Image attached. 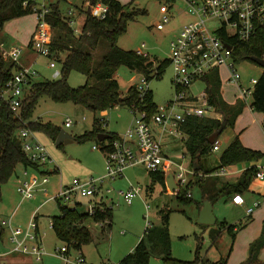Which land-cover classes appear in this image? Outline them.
<instances>
[{"label": "rangeland", "instance_id": "1", "mask_svg": "<svg viewBox=\"0 0 264 264\" xmlns=\"http://www.w3.org/2000/svg\"><path fill=\"white\" fill-rule=\"evenodd\" d=\"M43 1L45 0H38L39 3ZM46 1L49 5L59 2V0ZM119 1L123 4H131V7L146 10L145 13L139 14L129 22L127 32L119 39V45L125 49H143L158 61L169 57L171 41L179 33L182 26L192 19L187 13L185 2L175 0L171 11V20L165 25V28L158 29L156 24L162 16L160 7L167 0ZM83 3L84 0H61L60 8L64 14H67L70 8H76ZM211 24L218 27L220 20L215 19L211 21ZM36 25L37 15L34 12L7 20L2 27L0 26V47L23 46L26 48L25 51L30 49L29 40ZM107 48V41H102L95 51L97 60ZM33 53V58L36 59L33 65L40 73L37 80L53 78L54 69L49 66V58L34 51ZM60 55L64 57L65 53ZM235 66L241 74V82L245 86L251 84L252 78H260L264 70L262 65L251 60L236 62ZM222 71L226 75L224 68ZM116 76L124 95L132 84L138 83L142 79L141 72L132 70L126 65L118 68ZM173 78L174 70L172 65L168 63L161 77H153L148 82L156 104H164L174 98L176 88ZM88 81L92 82V79L89 80L85 74L78 71H73L69 76V83L74 87L83 85ZM204 85L205 82L197 81L191 90H201ZM222 87L224 97L234 101V105L243 106V110L235 124L228 126L219 135L220 149L211 150L203 155L201 158L203 168L213 169L219 165L220 155L229 142L233 140L232 136L240 129H244L243 143H253L264 148V113L251 108L250 98L249 103L241 100L238 88L234 84H229L223 79ZM95 117L104 118L103 127L107 131L123 135L134 120V112L128 105L119 104L108 109L105 115L98 113L95 116L92 110L81 104L71 101H55L44 96L39 100L33 115L34 119L52 122L73 136L93 128ZM68 119L73 122L70 126L66 125ZM35 133L37 138L47 147L54 161L52 165H49V168L56 167V170L50 174V182L47 185L48 194L39 191L34 197L22 200L21 194L17 191L18 177L14 175L2 187L0 220L9 218L15 211L13 223L24 230L27 229L32 219L35 220L48 254L44 255L41 261H37L35 257L29 255L10 253L4 257L8 264H59V259L54 255V252L56 247L62 245V240L57 237L51 226V221L53 216L61 214V209L56 199L43 205L40 204L51 195H55L61 184L69 185L74 178L88 179L106 173V156L102 149L94 148V145L99 144L96 139L74 140L58 145L47 133L42 131H35ZM169 139L167 142H172ZM175 142V144L169 143V146L163 142L167 155L172 156L187 152L183 141L177 140ZM263 158L264 156L261 159ZM184 162L185 164H192L188 153H186ZM243 163L235 164L234 168L243 166ZM200 170H198L199 174L203 173L206 174V177H215L212 172L207 173L206 169ZM187 178L189 183L195 180V176L190 173L187 174ZM150 182L149 171L143 164L128 167L125 170V176L105 180L101 193L107 188H112V192L104 197L112 206L111 225H107L106 229L103 230L100 224L87 221V225L92 231L93 240L85 244L83 250L90 264L120 263L122 258L133 250L135 244L143 236L149 222L159 226L163 225V218L159 213L162 208L165 209L164 214L168 215L172 253L175 258L192 262L191 264L199 263L195 262L197 256L201 260L218 261L219 264H264V244L260 249L258 260L253 263L249 262L251 244L259 239L264 242V206L259 208L257 216L254 214L252 217H245V210L242 206L232 204L226 196H223L213 203V212L217 221L212 224L200 223L198 217L204 203L200 184L194 181L189 186L192 199L184 201L177 194L180 188L172 191L166 186L167 191H165L160 183H156L154 190L147 193L146 188ZM131 183L142 186V195L134 198L133 202L129 204L118 195V190L129 188ZM186 187L187 185L184 188ZM89 200V197L79 196V201L85 205L84 209H87ZM63 203L67 204L68 202ZM233 224L240 227L232 232L229 231L228 226ZM4 228L6 232L3 240L0 237V252L11 249V243L8 239L9 229L7 226ZM150 264L172 263H167L154 256L151 258Z\"/></svg>", "mask_w": 264, "mask_h": 264}, {"label": "built area", "instance_id": "2", "mask_svg": "<svg viewBox=\"0 0 264 264\" xmlns=\"http://www.w3.org/2000/svg\"><path fill=\"white\" fill-rule=\"evenodd\" d=\"M174 1L167 0L161 5L162 16L156 24L158 29L165 28V25L171 20ZM183 1L188 10L187 13L192 19L182 26L170 43L171 52L168 59L174 70L173 82L176 88L174 98L164 104H156L153 113H149L139 106H134L132 108L134 120L129 128L123 135L107 142V149L104 150L106 173L88 179L74 178L71 184L61 186L57 193L48 197L44 203L56 199L59 204L68 202L66 205L77 207L80 204L83 205L79 201V196L89 197L90 200L85 211L93 216L98 209L105 210L107 206L112 207L106 203L105 193H101L105 180L125 176V170L137 164H143L148 171L163 170L166 176L173 173L178 188L189 183L188 173L194 176H206V174H199L198 171L190 169L168 156L163 150V137L165 135L186 137L181 129V124L190 117L221 118L222 114L208 103V85L204 80L214 70H218L223 78L221 70L224 67L227 68L226 81L238 88L241 100L249 103L250 98L252 102L258 78H252L249 86L242 84L241 74L235 66L236 61L233 55L235 43L232 39L235 37L238 40L248 41L256 34L259 27L264 25V0ZM110 2L111 0H97L95 2L85 0L82 7L93 17L104 19L109 14ZM24 4L27 5L28 1H25ZM78 11L77 7H73L65 14L68 16L70 25L75 28L77 27ZM33 12L37 15V25L30 48L39 55L49 58V66L54 69L52 77L59 78L61 65L58 52L53 51L51 47L53 34L47 21L51 7L46 0L42 3L35 0ZM215 19L220 20L218 27L211 24V21ZM25 49L23 46L0 47L3 58L12 60L19 65V69L0 88V123L2 121L1 112L6 106L19 116L24 98L40 74L33 63L29 65L22 63ZM137 51L155 61V69L152 72L155 75L157 73L156 59L143 49ZM141 74V81L135 85L140 97H144L151 90L148 84L150 79L147 74ZM197 81L205 82L204 87L198 91L191 90ZM249 104L251 105V103ZM24 123L27 122L24 121ZM72 123L71 119L66 121L67 126L72 125ZM155 127L158 128L159 135ZM18 135L27 158L35 163L37 168L25 167L23 169L22 176H18L17 179V191L21 194L22 200L34 197L39 191L48 194L47 185L50 182V173L46 167L52 165L54 161L47 147L37 138L35 131L28 126L20 129ZM94 148L102 149V146L98 144L94 145ZM213 149H219V144L215 143ZM185 157L186 153H183L182 158ZM175 165L177 170L173 171ZM254 167L255 179L264 181V161L257 163ZM224 172L225 168H222L215 171L214 174ZM107 192H112V189L107 188ZM118 194L130 204L134 198L142 195V187L130 184L127 190H118ZM188 196H192L191 191L188 192ZM232 200L237 205H244L246 202L242 193H235ZM263 204L264 196L247 208V214L251 215L256 208ZM93 222L100 224L102 229H106L108 219L94 220ZM1 224L9 229L8 239L11 243V249L7 252H0V264H8L4 257L10 253L29 255L35 257L37 261H41L43 256L48 254L35 220L32 219L25 230L20 226H15L12 217L2 219ZM52 225L53 220L51 221ZM151 225L149 222L147 227ZM54 255L58 257L59 264H90L83 248L75 247L66 241H62V245L55 248Z\"/></svg>", "mask_w": 264, "mask_h": 264}, {"label": "trees", "instance_id": "3", "mask_svg": "<svg viewBox=\"0 0 264 264\" xmlns=\"http://www.w3.org/2000/svg\"><path fill=\"white\" fill-rule=\"evenodd\" d=\"M28 1L25 5L24 2ZM60 1L51 3V12L47 16V21L53 30L51 47L58 52L61 65V76L59 78H49L36 80L26 94L19 116L11 111L7 106L1 112L2 121L0 123V203L2 201V187L14 175H17L18 167H35L37 165L27 158L23 150L22 141L18 131L25 126L34 131L47 133L53 140H56L61 127L52 123L34 119V111L39 100L46 96L55 101H71L81 104L92 110L95 116L118 104H126L131 109L139 106L153 113L156 108L154 95L150 90L144 97L135 84H132L124 95L120 88V82L116 77L118 68L126 65L132 70L145 73L151 80L153 77H161L168 66L169 59L157 61V73L155 61L138 53L134 49H125L119 45V39L127 30L129 22L139 14L146 12L145 9L131 7V4H123L119 0H111L110 11L106 18L97 19L83 10L82 5L78 6L77 27L69 23L61 8ZM85 1V0H84ZM93 2L97 0H91ZM35 0H0V26L7 20L15 17L33 13ZM79 24V25H78ZM235 43L234 59L236 62L250 60L251 56L264 58V25L260 26L256 34L248 41L232 39ZM102 41H107L108 48L103 52L99 60L96 59L95 51ZM32 41L30 42V45ZM65 53L61 57L60 54ZM252 61V60H251ZM19 69V65L3 58L0 51V88L11 78L13 73ZM73 71L85 74L89 80L83 85L74 87L69 83V76ZM207 89L209 91L208 103L215 107L216 111L223 115L217 117H190L181 124V129L186 136V150L191 157L192 164L196 169H200L201 158L210 152L215 142H210L209 137L218 131L220 134L230 125H234L237 117L242 112L243 106L230 104L223 95L222 79L218 70L212 71L205 77ZM122 98V100H121ZM251 107L264 113V70L256 84ZM102 120V121H101ZM26 121L27 123H24ZM104 118L95 117L93 128L75 136V140L96 139L102 146V151L107 149V142L118 138L120 135L107 131L103 127ZM107 132L108 139L100 141L98 134ZM264 156L261 150L247 147L243 144L238 135L228 144L220 156V165L214 169L207 170L213 172L221 167H229L241 162L258 161ZM255 167L246 169L241 179L235 184H218V177L203 176L195 177V183L200 184L203 197L214 203L220 197L235 193H242L246 190L254 179ZM151 182L148 186L150 191L154 190L155 184L160 183L166 189V174L163 170L149 171ZM181 187L177 194L184 201H189L192 196H188L189 186L194 182ZM107 206L106 203H104ZM61 214L53 216V225L57 237L75 247L82 248L85 244L93 240V235L87 221L108 219L107 225H111L112 208L107 206L105 210L98 209L95 215L90 216L80 204L72 207L66 204H59ZM164 208L159 210L163 218V225L152 224L147 227L139 242L133 250L125 255L121 264H150L152 257H158L167 263L191 264L192 262L175 258L172 253L171 237L168 227V215L164 214ZM242 225V224H240ZM0 237L4 236L1 224ZM237 224L229 225V231H234ZM105 230V229H103ZM264 242L261 239L255 241L250 247L249 262L258 260L259 252ZM198 264H219L218 261L204 260L197 256Z\"/></svg>", "mask_w": 264, "mask_h": 264}, {"label": "crops", "instance_id": "4", "mask_svg": "<svg viewBox=\"0 0 264 264\" xmlns=\"http://www.w3.org/2000/svg\"><path fill=\"white\" fill-rule=\"evenodd\" d=\"M36 29V28H35ZM34 31L35 30H33L32 32H31V37H30V40H29V43L32 41V37H33V34H34ZM30 48V47H29ZM31 49V48H30ZM27 49L26 51H24V54H23V57H22V63H24V64H27V65H29V64H34L35 63V61H36V59L35 58H33V49ZM223 69V68H222ZM224 70L226 71V74H227V68H225L224 67ZM221 73H222V75H223V78L221 77V79H222V82H223V79H225V81H226V75H224L223 74V71L221 70ZM117 75V74H116ZM117 77V76H116ZM227 83H229L228 81H226ZM229 84H231V83H229ZM235 95V94H234ZM236 97H237V95H236ZM230 104H234V101H231V100H228L227 98H225ZM119 105V104H118ZM117 106V105H116ZM130 108V107H129ZM252 108V107H251ZM108 112V110H104L101 114L102 115H105L106 113ZM239 116H240V114H239ZM239 116L237 117V119L239 118ZM237 119H236V121H237ZM263 125H264V119H263ZM262 125V126H263ZM155 130H156V132H157V134L159 135V131H158V128L157 127H155ZM239 130V129H238ZM244 134V129H240L239 130V132H236L232 137L234 138V136H236V135H238L239 137H240V139L241 140H243L242 139V135ZM169 136V137H168ZM219 137V136H218ZM169 138H172V139H169ZM180 138V139H179ZM168 139L170 140V141H172V142H167L168 141ZM177 140H180V141H183V144L185 145V147H186V137H181V136H175V135H165L164 137H163V142H165V144H167V146H169V143H171V144H175L176 142L175 141H177ZM162 142V143H163ZM216 143H218L219 145H220V141H218V138L216 139ZM230 143V142H229ZM165 144H163V150H164V152L166 151L165 150V148H164V146H165ZM245 146H247V147H250V148H253V149H257V150H261L262 152H264V148H262L261 146H258V145H256V144H253V143H248V142H244L243 143ZM219 149H220V146H219ZM219 149H217V150H219ZM212 150H214L213 148H212ZM183 153H185V152H182V153H179V154H173L172 156H170L172 159H174L176 162H178V163H183L185 166H187L188 168H190V169H194V170H196V171H198V169H196V167H194V165L193 164H191V165H189V164H185V162H184V159L182 158V154ZM187 153V152H186ZM167 154V153H166ZM168 156H169V154H168ZM221 156V155H220ZM219 159H220V157H219ZM261 161H264V158L263 159H260V160H258V161H247V162H244L242 165L243 166H241V167H239V168H234V165L233 166H229V167H221V168H219V169H217V170H215V171H219V170H221L222 168H225V172L224 173H219V174H214V172L215 171H213L212 173L214 174L213 176H215V177H218L219 178V182H218V184L219 185H221V184H235V183H237L240 179H241V177H242V175H243V173H244V171L246 170V169H248V168H250L251 166H255L257 163H259V162H261ZM199 165H202V167L200 166V169H206V170H211L210 168H203L204 166H203V164H202V161H201V164L199 163ZM219 165H220V163H219ZM218 165V166H219ZM135 166V165H134ZM218 166H216V167H218ZM216 167H214V168H216ZM25 167L23 166V165H21V166H19L18 167V171H17V175H16V177H18V176H22V172H23V169H24ZM213 168V169H214ZM46 169L47 170H49V173L51 174L52 172H54L55 170H56V167H54V168H49V165L46 167ZM199 169V171H201ZM177 170V166L175 165V166H173V171H176ZM196 177V176H195ZM132 184V183H131ZM150 184V183H149ZM149 184H148V186H149ZM61 186H63L62 184L60 185V188H61ZM141 186V185H140ZM148 186H147V188H146V192L148 193V192H151L149 189H148ZM166 186H167V184H166ZM142 187V186H141ZM168 187V186H167ZM112 189V188H111ZM128 189V188H127ZM127 189H120V190H127ZM105 191H106V189H105ZM103 192V193H105V196H108V194L109 193H111V192ZM242 194H243V196L245 197V199H246V202H245V204L244 205H237V204H235V203H233V200H232V197H233V195H230L229 197H228V200L229 201H231V203L232 204H234V205H237V206H242L243 208H244V210H245V217H252V216H254V214H256V216H257V214L259 213V208L261 207H258V208H256L255 209V211L251 214V215H248L247 214V212H246V210H247V208L249 207V206H252L253 204H254V202L256 201V200H258V199H261L263 196H264V181H260V180H257V179H255V177H254V179L251 181V183H250V185H249V187L246 189V190H244V192H242ZM119 195V194H118ZM119 196H121V195H119ZM121 198L123 199V197L121 196ZM105 199V198H104ZM106 201V200H105ZM106 203L107 204H110V202L109 201H106ZM44 204V201H43V203H41L40 205H43ZM262 206H264V204L262 205ZM112 208V207H111ZM14 215H15V211L14 212H12V214L9 216V217H12V220H13V218H14ZM243 222V221H242ZM242 222H240V224H242ZM240 227V226H239ZM239 227L238 226H236V229L235 230H238L239 229ZM2 229V228H1ZM3 230H4V233L6 232V229L3 227ZM0 232H1V230H0ZM141 239V238H140ZM1 240H3V237L1 238ZM139 242V241H138ZM137 242V243H138ZM136 243V244H137ZM135 244V245H136ZM135 247V246H134ZM83 248V247H82ZM5 252H7V251H5ZM86 257H87V255H86ZM87 261H88V258H87ZM89 262V261H88ZM90 263V262H89Z\"/></svg>", "mask_w": 264, "mask_h": 264}, {"label": "water", "instance_id": "5", "mask_svg": "<svg viewBox=\"0 0 264 264\" xmlns=\"http://www.w3.org/2000/svg\"><path fill=\"white\" fill-rule=\"evenodd\" d=\"M250 60L262 65L264 67V58L259 57V56H251ZM122 100V98H121ZM221 131L213 133L209 137L210 142H215L218 136L220 135ZM110 137V134L107 132H101L98 134V138L100 141H104L105 139H108ZM75 140V136L69 134L67 131L61 129L57 139L55 140L56 144L60 145L62 143H67V142H72ZM166 183L169 189L172 191H176L178 188V184L175 180L174 174L169 173L166 176ZM217 221V218L213 212V203L209 199H205L203 206L201 207L199 217H198V222L200 223H206V224H212Z\"/></svg>", "mask_w": 264, "mask_h": 264}]
</instances>
